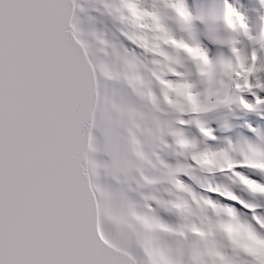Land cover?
Segmentation results:
<instances>
[{"label": "snow or ice", "instance_id": "6c2138e0", "mask_svg": "<svg viewBox=\"0 0 264 264\" xmlns=\"http://www.w3.org/2000/svg\"><path fill=\"white\" fill-rule=\"evenodd\" d=\"M0 264H264V0H0Z\"/></svg>", "mask_w": 264, "mask_h": 264}, {"label": "clouds", "instance_id": "9594fccd", "mask_svg": "<svg viewBox=\"0 0 264 264\" xmlns=\"http://www.w3.org/2000/svg\"><path fill=\"white\" fill-rule=\"evenodd\" d=\"M136 15L141 19L145 18V14L142 12L136 11ZM251 243L253 244V246H257L255 241H251Z\"/></svg>", "mask_w": 264, "mask_h": 264}]
</instances>
